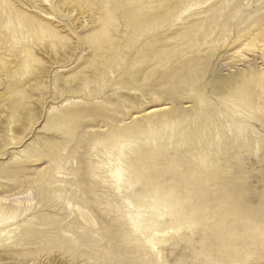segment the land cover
Instances as JSON below:
<instances>
[{
  "label": "rangeland",
  "instance_id": "374dc122",
  "mask_svg": "<svg viewBox=\"0 0 264 264\" xmlns=\"http://www.w3.org/2000/svg\"><path fill=\"white\" fill-rule=\"evenodd\" d=\"M263 51L264 0H0V264H264Z\"/></svg>",
  "mask_w": 264,
  "mask_h": 264
},
{
  "label": "bare ground",
  "instance_id": "6f19581e",
  "mask_svg": "<svg viewBox=\"0 0 264 264\" xmlns=\"http://www.w3.org/2000/svg\"><path fill=\"white\" fill-rule=\"evenodd\" d=\"M238 5V4H237ZM226 9V8H225ZM229 21V20H228ZM228 24V23H227ZM229 25V24H228ZM227 26V25H226ZM245 36V35H244ZM251 38V37H250ZM242 39V38H241ZM254 41V40H253ZM236 43V42H235ZM262 43V42H261ZM246 44V43H245ZM254 45V44H253ZM254 47V46H253ZM259 47V46H258ZM261 47V46H260ZM249 51H252V48H250V49H248ZM256 50V49H255ZM259 50V49H258ZM254 52V51H253ZM264 52V51H263ZM261 53H262V50H261ZM256 57V56H255ZM237 58V57H236ZM239 59H242V58H239ZM248 60V59H247ZM243 61V60H242ZM245 61H246V59H245ZM258 62V61H257ZM243 63V62H242ZM252 71V70H251ZM255 72V71H254ZM254 72H252L253 73V76L255 77V76H258L256 73H254ZM252 76V75H251ZM251 84V83H250ZM246 85V84H245ZM252 85V84H251ZM248 87H250V85L248 86ZM255 87V86H254ZM262 87V86H261ZM253 88V87H252ZM251 89V88H250ZM250 89H249V91H250ZM258 89V88H257ZM246 90H247V85H246ZM259 90V89H258ZM264 90V89H263ZM252 92H254L255 90H251ZM260 92V91H259ZM258 92V94H260ZM247 93V92H246ZM245 93V95H248V93L246 94ZM256 93V92H255ZM243 94V93H242ZM249 94H251V92H249ZM257 94V93H256ZM244 95V94H243ZM242 95V96H243ZM252 95H254V94H252ZM247 97V96H246ZM236 98V97H235ZM235 98H232V99H230V100H228L227 101V104H229V106H228V108L230 107L231 109V116L233 117V119H235V122L238 124V126H236V128H234V126L231 124L230 125V128H229V132H240V135H243L244 136V138H245V143H240L239 144V146L243 149V151H245L244 150V148H248L249 147V149H250V147H252V148H258L259 147V138H258V136L256 135V132H257V129L255 128L256 126H258V123H260V124H264L263 122H262V120H261V118L262 119H264L262 116L263 115H261V118L260 119H258V118H256L255 116L256 115H258V113H260L261 112V110H262V108H261V103H258V99L257 100H255V103L253 104L252 102L253 101H248L247 99H245V100H243L245 103H243V102H241V97L239 98V100H236ZM243 99H244V97H243ZM255 99V98H254ZM259 99H260V97H259ZM252 100H253V98H252ZM165 108V107H164ZM162 109V108H161ZM233 109V110H232ZM163 110H166V108L165 109H163ZM161 111V110H160ZM153 112H156V111H151L149 114H151V113H153ZM229 114V115H230ZM213 116V122L214 123H216V125L218 126H220V128H221V131L222 132H225V126L220 122V117L219 116H215V115H212ZM257 119V121H256V119ZM240 122H242L243 123V125H241L240 124ZM248 123V124H247ZM154 124V123H153ZM240 125V126H239ZM219 128V129H220ZM226 132H228V130H226ZM237 134V133H236ZM241 138H243V137H241ZM248 143V144H247ZM132 144V143H131ZM230 144V148H231V142L229 143ZM140 144H137V145H131L130 146V150L131 149H134V148H136V147H138ZM261 145V144H260ZM142 146V145H141ZM233 146V145H232ZM248 149V150H249ZM255 150H257V149H255ZM247 151V150H246ZM245 151V152H246ZM255 156H257V155H255ZM154 158L156 159V160H158L159 158L157 157V156H155L154 155ZM152 159V155H151V157H149V156H146V154H143L142 155V153H139V152H137V151H132V153H131V156H130V160H126L127 162L128 161H130V163H129V165L130 166H135V165H137L140 161H143V163H145L146 161H150ZM132 160H133V162H132ZM146 160V161H145ZM153 160V159H152ZM246 160H247V158H246ZM245 160V161H246ZM131 162H132V165H131ZM146 165V163L145 164H142V165H140V166H145ZM135 168V167H134ZM147 171V170H146ZM159 175V174H158ZM132 177V176H131ZM133 178V177H132ZM76 240H78V239H76ZM78 242H80L79 240H78ZM83 244V243H82ZM74 245H75V243H74ZM94 248V247H93ZM94 250V249H93ZM114 259V258H113ZM261 263V262H260Z\"/></svg>",
  "mask_w": 264,
  "mask_h": 264
}]
</instances>
